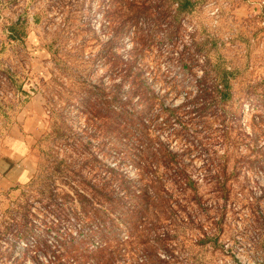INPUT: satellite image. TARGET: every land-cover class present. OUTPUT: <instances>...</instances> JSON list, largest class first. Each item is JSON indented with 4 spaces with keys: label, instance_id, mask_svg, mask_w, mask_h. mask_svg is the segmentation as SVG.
<instances>
[{
    "label": "rangeland",
    "instance_id": "374dc122",
    "mask_svg": "<svg viewBox=\"0 0 264 264\" xmlns=\"http://www.w3.org/2000/svg\"><path fill=\"white\" fill-rule=\"evenodd\" d=\"M192 2L0 0V264H146L108 221L168 152V264H264V0Z\"/></svg>",
    "mask_w": 264,
    "mask_h": 264
},
{
    "label": "trees",
    "instance_id": "16d2710c",
    "mask_svg": "<svg viewBox=\"0 0 264 264\" xmlns=\"http://www.w3.org/2000/svg\"><path fill=\"white\" fill-rule=\"evenodd\" d=\"M170 3L175 5V11L177 14L186 13L191 14L195 9V2L192 0H168ZM143 10L138 9V11ZM19 27V21L11 24V32L17 34V28ZM14 33V34H15ZM14 39H16V35ZM227 71L224 68L221 69L220 81L219 84L221 88H227ZM163 166L164 170H170L173 173L174 178L172 179L174 185H177L176 189L181 192H185L190 188H193V182L189 179L180 177L181 171L176 168L177 162L175 161V154L170 152L165 153L163 159L156 161V165L153 166L154 171L151 173L149 183L142 182L139 186L138 192H131L129 187H124L126 192L123 194L125 198L133 199V205H129L127 210L121 215L120 218L110 219L108 223L111 226L118 225L119 223H127L131 233L129 235L128 243L134 244L135 247L139 249L131 248L128 250V253H140L143 257L146 264H168V259L171 254V249L168 248V241L171 239L169 231L164 229L161 226V218L166 220H171L170 216V206L168 200L164 197L165 193L163 191V184L165 183L162 178V175L158 174L157 170L160 166ZM122 183L126 184V181L120 177ZM149 190H148V187ZM100 194V193H99ZM76 195L80 197L81 208L85 211L87 216L92 218V221L96 218H100L101 215L104 216L103 212L100 213V210L96 209L92 205L91 200H85V197L81 193L76 191ZM106 202L109 200V197H105ZM87 203V204H86ZM93 213H90V211ZM94 215V216H93ZM122 221V222H121ZM104 222V221H103ZM107 223V224H108ZM109 231V228H107ZM115 238V237H114ZM105 246V245H104ZM161 248L167 261L160 260L155 256V250ZM117 250V249H116ZM93 253V252H92ZM126 253V252H124ZM116 254L119 252L111 250L109 247L105 246L95 250V264H115V261L118 258ZM85 257H94L89 254ZM76 259V258H75ZM79 262V260H77ZM57 262V263H56ZM73 259L68 263H63L59 257L51 264H71ZM79 264V263H76Z\"/></svg>",
    "mask_w": 264,
    "mask_h": 264
}]
</instances>
